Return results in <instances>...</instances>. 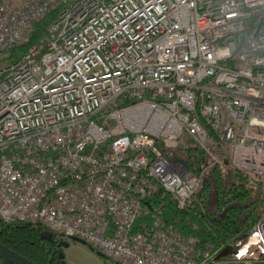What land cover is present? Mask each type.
Returning <instances> with one entry per match:
<instances>
[{
    "label": "built area",
    "instance_id": "2783aa9c",
    "mask_svg": "<svg viewBox=\"0 0 264 264\" xmlns=\"http://www.w3.org/2000/svg\"><path fill=\"white\" fill-rule=\"evenodd\" d=\"M218 165L264 193V0H0L2 220L119 264H220L149 202L188 208ZM234 244L223 263L264 256V217Z\"/></svg>",
    "mask_w": 264,
    "mask_h": 264
},
{
    "label": "trees",
    "instance_id": "16d2710c",
    "mask_svg": "<svg viewBox=\"0 0 264 264\" xmlns=\"http://www.w3.org/2000/svg\"><path fill=\"white\" fill-rule=\"evenodd\" d=\"M56 14L47 16L35 25L30 43L16 47L4 54V62L20 59L29 47L45 34L47 26L54 21ZM184 164L191 171H197L206 162V156L198 149L189 150ZM152 206L163 209L164 218L173 224L183 236L198 240L201 250L212 247L219 249L234 244L240 236L248 234L264 217V193L252 185L241 170L218 165L206 175L202 187L191 199L190 206L178 208L172 195L160 189L149 199ZM51 232L46 226L35 222H5L0 218V238L28 248L35 253L39 234ZM19 235L20 239L10 237ZM26 241L28 242H22ZM35 242V245H32ZM33 246V247H32ZM40 248H42L40 246ZM36 254V253H35ZM46 261L47 257L39 256ZM225 259L220 260V264ZM237 264H264V256H249Z\"/></svg>",
    "mask_w": 264,
    "mask_h": 264
},
{
    "label": "flooded vegetation",
    "instance_id": "af4514ba",
    "mask_svg": "<svg viewBox=\"0 0 264 264\" xmlns=\"http://www.w3.org/2000/svg\"><path fill=\"white\" fill-rule=\"evenodd\" d=\"M68 241V239L64 238L59 234H55L52 232H43L39 234V240L37 243V247H43L45 251V255L43 257H47L46 261L36 256L32 251H24L22 248L17 247L16 244L12 242H8L7 240L0 238V243L4 246H7L11 250L21 254L22 256L28 258L35 264H66L64 260V252L68 246L61 245V242ZM35 245V242H32ZM70 245V244H69ZM8 260V258H7ZM0 264H11L9 262L4 263L0 258Z\"/></svg>",
    "mask_w": 264,
    "mask_h": 264
},
{
    "label": "rangeland",
    "instance_id": "374dc122",
    "mask_svg": "<svg viewBox=\"0 0 264 264\" xmlns=\"http://www.w3.org/2000/svg\"><path fill=\"white\" fill-rule=\"evenodd\" d=\"M15 2H22L24 0H14ZM10 237L15 238L17 241L20 239L19 235L12 234ZM70 245L66 248L64 252V260L66 264H119L106 256L102 253L98 252L95 249H92L88 243H83L82 241H74L72 239L68 240ZM28 244L27 240L23 241ZM14 243V242H12ZM16 244V243H14ZM17 247L18 244H16ZM34 245V244H32ZM33 247V246H32ZM24 251H29L27 249L22 248ZM36 256H43L45 255V251L40 247H35ZM40 258V257H39ZM236 264V263H233Z\"/></svg>",
    "mask_w": 264,
    "mask_h": 264
},
{
    "label": "water",
    "instance_id": "95a60500",
    "mask_svg": "<svg viewBox=\"0 0 264 264\" xmlns=\"http://www.w3.org/2000/svg\"><path fill=\"white\" fill-rule=\"evenodd\" d=\"M71 239L74 241H82L83 243H86L85 241L79 238H71ZM69 244L70 242L66 240L61 242V245H64V246H69ZM91 248L94 249L92 246ZM238 253H239V246H237L236 244H231L223 248L217 258L222 259V258H226L232 255H237ZM0 258L3 260L4 263L9 262L11 264H35L32 261H30L28 258L11 250L10 248L2 245L1 243H0Z\"/></svg>",
    "mask_w": 264,
    "mask_h": 264
}]
</instances>
